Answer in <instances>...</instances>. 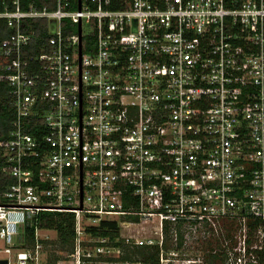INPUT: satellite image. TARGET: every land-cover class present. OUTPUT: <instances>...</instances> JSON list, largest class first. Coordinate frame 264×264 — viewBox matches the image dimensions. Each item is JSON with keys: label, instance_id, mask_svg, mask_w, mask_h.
Returning a JSON list of instances; mask_svg holds the SVG:
<instances>
[{"label": "built area", "instance_id": "built-area-1", "mask_svg": "<svg viewBox=\"0 0 264 264\" xmlns=\"http://www.w3.org/2000/svg\"><path fill=\"white\" fill-rule=\"evenodd\" d=\"M36 1L0 0L10 30L0 84L13 114L0 135V173L13 179L0 192V264L42 263L43 212L74 215V264L121 250L88 232L103 220L119 233L152 225L155 240L121 238L158 245L159 264L167 233L173 251H190L232 222L241 238L228 264L256 262L247 251H264V0Z\"/></svg>", "mask_w": 264, "mask_h": 264}, {"label": "trees", "instance_id": "trees-1", "mask_svg": "<svg viewBox=\"0 0 264 264\" xmlns=\"http://www.w3.org/2000/svg\"><path fill=\"white\" fill-rule=\"evenodd\" d=\"M39 7L47 5L46 0L36 1ZM52 8V7H50ZM63 28L66 34L76 32L77 27L72 25L70 21H63ZM33 29L36 36L43 41L47 39L46 34V23L43 20L34 21ZM10 30L6 27L4 23H0V38L8 35ZM9 58L0 57V64L8 61ZM6 84H0V135H5L6 128H10V122L13 118L12 112L9 110L7 99L5 97ZM27 132L37 135L38 129L37 126L32 123L27 129ZM13 183V179L7 176H4L0 173V192L4 190L6 185ZM40 227L49 231L57 232V241L54 244L67 245L71 248L73 253L74 247V215L71 213H61V212H43L40 216ZM251 227L253 228L254 222H250ZM39 224V223H38ZM235 225L232 222H227L225 224V234L229 235L235 229ZM88 232L95 237H105L111 240L116 245L122 246L123 255L119 259L120 261L143 263V264H159L161 249L158 245H137V244H128L124 245L122 238L119 233V224L117 220L109 221L103 220L99 225L87 227ZM35 226L27 227L25 229L24 236L26 238L27 246H32L34 244L35 238ZM223 234V233H222ZM253 237L252 231L249 233L248 243L251 242ZM218 242V241H217ZM44 248L45 243L43 240ZM123 244V245H122ZM165 250V245H164ZM211 250H218L216 252L210 251L208 260L210 264H225L227 260V250L224 247H212ZM247 254L250 257H254L256 262H249V264H264V251L263 250H254L247 251ZM43 261V260H42ZM110 261H113L112 259ZM43 263V262H42ZM49 264H53V261H49ZM86 264V263H85Z\"/></svg>", "mask_w": 264, "mask_h": 264}, {"label": "rangeland", "instance_id": "rangeland-1", "mask_svg": "<svg viewBox=\"0 0 264 264\" xmlns=\"http://www.w3.org/2000/svg\"><path fill=\"white\" fill-rule=\"evenodd\" d=\"M146 231L145 234L143 232ZM226 231V230H225ZM223 231V234L212 236L210 239L206 240H197L195 239L191 245L190 251H173L171 236L167 233L164 236V245L165 250L163 251L164 256L169 261L167 264L171 263H179V264H210L208 260V256L210 255V251L216 252L218 250H211L212 247H227L237 246L238 242L240 241V236L238 233L233 235L231 233L229 237L225 234L226 232ZM47 237L44 236L43 240L45 243V248L41 256V260H43L41 264H49V261H53V264H74V255L72 253L71 248L67 245L62 244H54L57 241V232L56 231H46ZM130 235H135L140 237L142 235L145 238L155 240L156 235L152 232V225L145 224L139 225L134 224L130 228L121 227L120 237H128ZM95 238V237H94ZM218 241V242H217ZM125 244L128 245L132 242H127L124 240ZM123 245V244H122ZM230 247V249H231ZM114 252L110 254V256H98L96 258L91 259V261H86V264H112V260H119L123 255V250ZM235 251V250H234ZM240 252L235 251V255H239ZM234 254L229 253V257H234ZM225 264L229 263V258H227ZM248 259V256L246 257Z\"/></svg>", "mask_w": 264, "mask_h": 264}, {"label": "water", "instance_id": "water-1", "mask_svg": "<svg viewBox=\"0 0 264 264\" xmlns=\"http://www.w3.org/2000/svg\"><path fill=\"white\" fill-rule=\"evenodd\" d=\"M1 264H7V260H2Z\"/></svg>", "mask_w": 264, "mask_h": 264}]
</instances>
